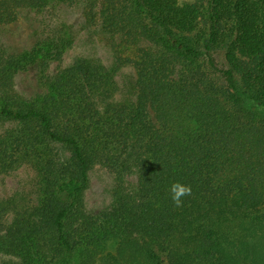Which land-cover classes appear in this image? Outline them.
<instances>
[{
	"label": "trees",
	"instance_id": "16d2710c",
	"mask_svg": "<svg viewBox=\"0 0 264 264\" xmlns=\"http://www.w3.org/2000/svg\"><path fill=\"white\" fill-rule=\"evenodd\" d=\"M78 1L0 0V25ZM83 1L111 68L62 66L64 26L0 47V171L30 165L38 190L0 200V264H264V0ZM31 68L41 90L26 97ZM96 165L115 176L99 215L84 198ZM175 182L192 189L181 207Z\"/></svg>",
	"mask_w": 264,
	"mask_h": 264
},
{
	"label": "rangeland",
	"instance_id": "374dc122",
	"mask_svg": "<svg viewBox=\"0 0 264 264\" xmlns=\"http://www.w3.org/2000/svg\"><path fill=\"white\" fill-rule=\"evenodd\" d=\"M83 6L84 1L80 0L72 4L54 5L43 13L22 9L15 22L0 25V47L5 48L8 53L24 52L51 36L57 28L64 26L74 42L66 53L62 66H67L77 57L83 56L111 68L114 62L113 42L108 36H102L86 26ZM214 55L220 67H227L222 51ZM115 78L120 86H124L130 80H134V69L124 67L117 72ZM16 81L17 91L26 97H31L41 90L36 68L19 74ZM89 175V187L84 194L85 204L90 213L99 215L112 204L115 176L102 165L94 166ZM36 177V171L30 165H24L8 173L0 171V200L23 197L24 202H36L38 199Z\"/></svg>",
	"mask_w": 264,
	"mask_h": 264
},
{
	"label": "clouds",
	"instance_id": "9594fccd",
	"mask_svg": "<svg viewBox=\"0 0 264 264\" xmlns=\"http://www.w3.org/2000/svg\"><path fill=\"white\" fill-rule=\"evenodd\" d=\"M171 199L176 207L183 205V198L191 196L192 189L190 185H185L180 182H175L170 186Z\"/></svg>",
	"mask_w": 264,
	"mask_h": 264
}]
</instances>
